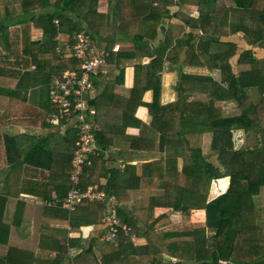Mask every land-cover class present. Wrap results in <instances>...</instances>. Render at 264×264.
I'll use <instances>...</instances> for the list:
<instances>
[{"label": "trees", "instance_id": "1", "mask_svg": "<svg viewBox=\"0 0 264 264\" xmlns=\"http://www.w3.org/2000/svg\"><path fill=\"white\" fill-rule=\"evenodd\" d=\"M233 1L236 8L243 9L254 7L255 3V0ZM108 2L121 10L120 30L139 23L157 27L167 14L163 0L158 1L160 8L156 14L145 7L141 12L123 15L127 0ZM0 6H5L7 11L0 22V37L4 35L5 40L11 42L9 26L15 18L24 25L21 53L25 58L19 64L23 69L19 73L17 88H21L33 75L36 83L48 90L50 108L47 112L50 113L55 109L50 97L52 77H63L68 70H80L78 59L65 58L56 52L57 47L66 41L60 40V35H68L70 44L75 43V37L80 33L93 39L91 25L94 15L83 7L81 0H0ZM16 9L19 13L14 16ZM199 19L209 18L200 14ZM212 22L221 26L220 22ZM32 27L42 31L41 39H31ZM220 34L212 33L207 40L216 46H225V49L216 48L212 57L213 69H219L220 78L182 73L175 87L177 97L173 102L163 104L161 101L160 73L146 74L144 82L139 79L141 65L136 68L132 93L125 99L114 94L113 82L103 83L102 74L93 77L97 94L89 97V105L96 112L98 153L89 156L90 163L84 166L81 176V187L85 189L104 178L106 181L100 184V188L106 192L107 198L102 202L84 201L79 204L71 213L70 224L73 230L83 224H100L109 214L107 206L111 197L115 196L122 203L128 201V197L115 195L113 188L118 181L128 180L132 175L142 181L146 177L156 179L161 190L150 192L142 204L133 208H115L118 219L122 224H128L132 233L125 235L120 232L116 244L102 242L100 247L97 246L98 239H92L76 249L72 259L64 245L59 246L55 257L36 256L10 247L0 255V264H140V261L145 264H173L160 253V246L151 234L157 223L167 216V211L179 212L186 218L195 210H205L206 227L164 232L160 239L164 241L168 256L176 258L180 264H264V59H257L251 50L244 51L238 62L245 64L246 69L236 74L228 62L236 54V47L222 43ZM253 34V31H246L250 37ZM166 50L167 46L163 45L151 54L162 60ZM190 57L188 53L183 65L191 64ZM31 66L35 68L31 70ZM186 89L201 90L209 95L196 97ZM250 89L257 90L260 96L257 102L249 94ZM149 90L152 91V100L146 102L143 96ZM226 101H234L240 113L226 116L220 105ZM141 106L148 109L149 124L136 117V110ZM49 115L43 118L44 123L56 125L48 122ZM59 126L64 127L62 124ZM128 127L140 130L139 136L128 139L131 150L144 153L139 160H148L139 166L141 175L137 174L138 164L130 163L123 170L112 168L107 169L104 176L96 175L104 153L118 144ZM239 130L254 134L256 142L236 148L234 138ZM70 133L74 137L71 140V152L74 153L78 134L68 128L65 134L69 136ZM6 140L7 143L14 141L9 136ZM39 149L42 147H35L34 151ZM179 158L183 160L181 170H178ZM73 172L71 165L68 190L65 195H59L60 206H63L72 186ZM223 178L230 180L227 191L208 200L212 182ZM5 208L6 199L0 196V245H7L10 236L11 226L4 221ZM104 233L106 231L100 238ZM133 235L145 241L134 244ZM97 248L99 255L95 252Z\"/></svg>", "mask_w": 264, "mask_h": 264}, {"label": "crops", "instance_id": "2", "mask_svg": "<svg viewBox=\"0 0 264 264\" xmlns=\"http://www.w3.org/2000/svg\"><path fill=\"white\" fill-rule=\"evenodd\" d=\"M81 4L94 15L91 25L95 36L93 40L109 52L106 63L99 71L103 76L102 81L113 82L114 94L122 99L130 97L135 84L136 68L140 65L143 68L138 77L143 82L146 74L160 73L162 76L163 104L176 100L175 87L182 73L219 79L220 71L213 69L212 57L216 48L225 49V46L219 47L207 41L208 35L212 33H221L219 40L222 43L236 47V54L228 61L236 74L246 69L245 64L240 65L238 62L244 51L251 50L257 59H264V0H255L254 7L249 9L236 8L233 0H163L167 14L162 24L157 27L150 23L132 24L121 30L119 19L122 13L114 3L108 0H81ZM145 7L156 14L160 5L152 4L150 0H127L123 15L141 12ZM18 13L19 9H16L14 16ZM200 14L207 15L211 21L200 20ZM6 15L5 6H0V22ZM212 20L220 22L221 26H216ZM23 27L20 19L15 18L9 26L11 42L8 43L4 35L0 37V196L6 199L4 221L11 226L9 242L0 245V255L5 254L10 247H16L36 256L55 257L59 246L64 245L68 247V255L72 259L76 249L87 245L92 239H98L97 246L100 247L103 242L100 235L108 227L102 219L100 224H83L73 230L70 224L72 212L64 207V202L63 206L58 205L59 195H65L70 183V161L73 155L71 140L74 137L72 133L69 136L65 134L68 129L65 126L44 123L45 115L52 112H47L50 108L49 93L41 84L36 83L33 75L26 79L21 88H17L19 73L23 69L19 64L25 58L21 53ZM246 31H253L254 34L250 37ZM30 34L32 40L42 38V31L34 27ZM67 38L66 34L60 35V40ZM115 45L120 46L117 52L112 50ZM163 45L167 46V52L161 60L151 53ZM188 53L191 64L185 66L183 64ZM156 59L159 60L156 62ZM34 68L31 66V70ZM185 91L196 97L209 95L201 90ZM92 94L95 96L96 90ZM249 94L256 102L260 98L257 90L250 89ZM143 100H152L151 90L144 94ZM220 105L226 116L240 113L234 101L221 102ZM136 117L144 123L150 122L146 107H139ZM139 135V128L128 127L118 144L104 153V160L99 161L95 174L104 176L107 169L123 170L130 163L138 164L137 174L141 175L139 166L148 160H139L144 153L131 150L128 139ZM6 136L13 137L14 141L7 143ZM234 139L238 149L256 142L254 134L243 130L235 132ZM35 147L42 149L34 151ZM97 153L96 147L95 155ZM182 166L183 160L179 158L178 170ZM105 181L101 178L100 183L95 185L100 187ZM229 181V178L214 180L208 200L220 195H215L218 189L222 191L221 194L225 193ZM160 190L158 180L146 177L142 181L140 177L132 175L128 180L118 181L113 188L115 195L128 197V201L122 203L113 196L108 202V210L116 211V206H139L150 192ZM205 227V210H195L186 218L179 212L167 211V216L157 223L151 236L157 240L160 253L167 261L180 264L179 260L168 256L164 241L160 239L163 233ZM132 241L136 244L145 240L133 235ZM95 252L100 254L98 248ZM140 264L145 263L140 261Z\"/></svg>", "mask_w": 264, "mask_h": 264}, {"label": "built area", "instance_id": "3", "mask_svg": "<svg viewBox=\"0 0 264 264\" xmlns=\"http://www.w3.org/2000/svg\"><path fill=\"white\" fill-rule=\"evenodd\" d=\"M150 1L156 5L159 0ZM63 42L57 47L56 52L65 58L78 59L80 70L78 72L68 70L63 77H52L50 97L55 109L49 115L48 122L62 124L69 129H74L78 134L76 149L70 161L74 168L71 176L72 186L64 200V207L69 212H73L84 201L102 202L107 198L106 192L98 185H90L83 189L81 176L84 166L90 163L89 156L96 153L94 122L96 112L89 105V97L94 91L93 77L106 63L109 52L85 33L78 34L73 44L67 40ZM112 50L117 52L120 46L115 45ZM103 222L107 223L108 227L101 238L103 242L116 244L120 232L125 235L132 233V228L128 224L121 223L114 209L110 210Z\"/></svg>", "mask_w": 264, "mask_h": 264}, {"label": "rangeland", "instance_id": "4", "mask_svg": "<svg viewBox=\"0 0 264 264\" xmlns=\"http://www.w3.org/2000/svg\"><path fill=\"white\" fill-rule=\"evenodd\" d=\"M219 190V189H218ZM218 190H217V192H216V194L215 195H217L218 193L219 194H221L222 193V191L221 190H219V192H218Z\"/></svg>", "mask_w": 264, "mask_h": 264}]
</instances>
